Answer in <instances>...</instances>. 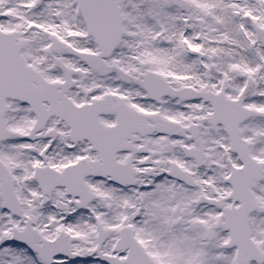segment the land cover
I'll return each instance as SVG.
<instances>
[{
    "label": "snow or ice",
    "instance_id": "6c2138e0",
    "mask_svg": "<svg viewBox=\"0 0 264 264\" xmlns=\"http://www.w3.org/2000/svg\"><path fill=\"white\" fill-rule=\"evenodd\" d=\"M0 264H264V0H0Z\"/></svg>",
    "mask_w": 264,
    "mask_h": 264
}]
</instances>
